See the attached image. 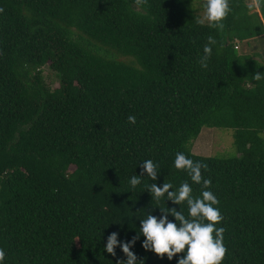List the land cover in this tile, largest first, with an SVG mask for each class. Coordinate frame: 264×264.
<instances>
[{
  "label": "trees",
  "instance_id": "16d2710c",
  "mask_svg": "<svg viewBox=\"0 0 264 264\" xmlns=\"http://www.w3.org/2000/svg\"><path fill=\"white\" fill-rule=\"evenodd\" d=\"M206 0H0V248L4 264H117L112 232L130 241L159 201L152 183L212 191L224 219L222 264H264V3L230 0L219 30L197 23ZM217 40L207 69L199 60ZM126 59H122L121 57ZM45 67L57 77L53 87ZM129 116L136 122L130 123ZM204 126L233 129L236 153L200 155ZM177 152L208 165L210 188L175 168ZM159 165L133 189L143 161ZM174 189H170L173 191ZM169 220L175 217L169 214ZM132 248L144 264H178Z\"/></svg>",
  "mask_w": 264,
  "mask_h": 264
},
{
  "label": "clouds",
  "instance_id": "9594fccd",
  "mask_svg": "<svg viewBox=\"0 0 264 264\" xmlns=\"http://www.w3.org/2000/svg\"><path fill=\"white\" fill-rule=\"evenodd\" d=\"M138 5L147 4V0H136ZM264 0H253L248 5L249 9H259ZM204 14L197 17V23L204 25L206 22L210 27L223 30L225 25L224 20L227 19L232 12L230 0H206L204 5ZM0 12L3 9L0 8ZM217 44V40L209 36L208 43L204 46V55L200 58L201 67L207 69L208 61L213 53V45ZM254 79L259 81L264 79V75L257 71L254 74ZM128 120L134 124L135 116H129ZM175 168L178 170H186L195 184H202L204 189L211 186V179H205L202 175V169L207 170L208 165L199 161H194L182 152H177L174 161ZM143 171L140 175L132 176L130 185L135 189L141 184V177L147 175L153 181L158 178L159 165L153 160L148 159L143 161ZM174 189L171 183L165 182L162 186L157 183H152L147 190L152 194V198L159 201L167 196V200H171L174 204L188 206V216L186 217L182 210H177L175 207L161 208L162 216L158 217L151 212L146 218L141 220V227L136 236L130 241H121L118 239V232H112L108 236L105 245L106 251L112 256H116L117 246L122 248L126 255V260H120L117 264H144L142 259H139L137 254L132 251L136 241L142 234L146 239L143 241L145 250L154 251L161 259L165 254L169 260H172L179 253H185L179 258L178 264H222L226 258L228 249L224 244L225 228H217L224 217L218 207L219 200L216 195L209 190L202 191L200 196L193 195V188L184 181L181 185ZM169 214L175 217V222L169 220ZM6 251L0 248V264H4L6 259Z\"/></svg>",
  "mask_w": 264,
  "mask_h": 264
},
{
  "label": "rangeland",
  "instance_id": "374dc122",
  "mask_svg": "<svg viewBox=\"0 0 264 264\" xmlns=\"http://www.w3.org/2000/svg\"><path fill=\"white\" fill-rule=\"evenodd\" d=\"M196 5L199 7L201 15H203L205 8H202L201 2L196 1ZM237 48L242 53L248 52L256 54V52H259L264 48V36L252 39L249 43H247V41L239 43ZM121 58L126 59L123 56ZM45 75L48 83L53 87L58 86L59 81L57 77L48 67H45ZM233 131L234 130L230 128L226 129L204 126L199 136L193 141L192 150L196 154L206 156L231 155L233 152L236 153Z\"/></svg>",
  "mask_w": 264,
  "mask_h": 264
}]
</instances>
